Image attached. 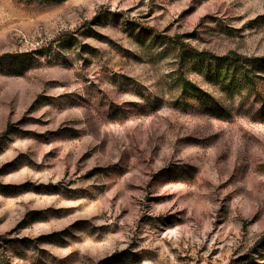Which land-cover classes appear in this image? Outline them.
I'll list each match as a JSON object with an SVG mask.
<instances>
[{
  "label": "rangeland",
  "instance_id": "1",
  "mask_svg": "<svg viewBox=\"0 0 264 264\" xmlns=\"http://www.w3.org/2000/svg\"><path fill=\"white\" fill-rule=\"evenodd\" d=\"M7 55L0 264H264V0H0Z\"/></svg>",
  "mask_w": 264,
  "mask_h": 264
},
{
  "label": "trees",
  "instance_id": "2",
  "mask_svg": "<svg viewBox=\"0 0 264 264\" xmlns=\"http://www.w3.org/2000/svg\"><path fill=\"white\" fill-rule=\"evenodd\" d=\"M229 56H230V58L232 59V60H234V61H240V60H242L243 59V57L241 56V55H239V54H237V53H234V52H231V53H229ZM11 56H3V57H1L0 59H6V58H10ZM262 61H264V60H262Z\"/></svg>",
  "mask_w": 264,
  "mask_h": 264
}]
</instances>
